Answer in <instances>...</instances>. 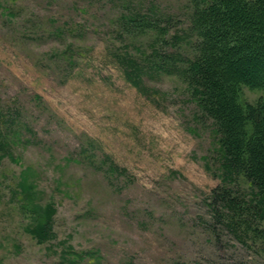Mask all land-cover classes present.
I'll return each instance as SVG.
<instances>
[{
  "label": "rangeland",
  "instance_id": "1",
  "mask_svg": "<svg viewBox=\"0 0 264 264\" xmlns=\"http://www.w3.org/2000/svg\"><path fill=\"white\" fill-rule=\"evenodd\" d=\"M200 3L0 0V105L21 132L0 157V264H264V207L186 79ZM26 167L43 231L13 195Z\"/></svg>",
  "mask_w": 264,
  "mask_h": 264
},
{
  "label": "trees",
  "instance_id": "2",
  "mask_svg": "<svg viewBox=\"0 0 264 264\" xmlns=\"http://www.w3.org/2000/svg\"><path fill=\"white\" fill-rule=\"evenodd\" d=\"M191 23L197 40L186 79L200 111L213 120L224 160L255 188L264 207V100L254 104L241 101L243 88L264 93V0H202L194 7ZM114 59L123 78L139 89L145 72L140 62L128 57ZM17 115L18 111L0 105V157L11 160L15 158L10 149L21 142V132L15 128L20 129ZM25 170L26 176L13 193L15 202L21 211L32 209L42 215L36 230L43 231L51 207L41 209L36 203L30 170Z\"/></svg>",
  "mask_w": 264,
  "mask_h": 264
}]
</instances>
